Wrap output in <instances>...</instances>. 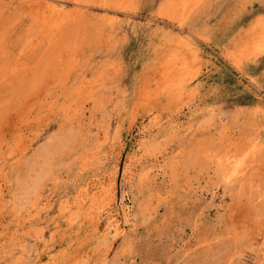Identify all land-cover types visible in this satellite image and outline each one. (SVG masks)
I'll use <instances>...</instances> for the list:
<instances>
[{
    "label": "rangeland",
    "instance_id": "1",
    "mask_svg": "<svg viewBox=\"0 0 264 264\" xmlns=\"http://www.w3.org/2000/svg\"><path fill=\"white\" fill-rule=\"evenodd\" d=\"M41 1L0 0V264H256L209 160L264 189V0Z\"/></svg>",
    "mask_w": 264,
    "mask_h": 264
},
{
    "label": "bare ground",
    "instance_id": "2",
    "mask_svg": "<svg viewBox=\"0 0 264 264\" xmlns=\"http://www.w3.org/2000/svg\"><path fill=\"white\" fill-rule=\"evenodd\" d=\"M41 2L43 4L41 6L42 12H46L48 14L57 12L59 10V7L57 9L56 6H53L52 1L50 0H42ZM66 8L62 11L59 10V12H67ZM198 93L199 89L196 87L192 91V96L195 98L198 96ZM260 145L261 143L259 141H253L244 145L232 144L213 151V156L209 160V165L213 166L211 169H213L215 173V186L217 188H222L224 194L229 200L227 201L226 207L224 208L223 217L229 224L232 223L233 226L237 227L238 229L236 230H245L247 231V234L253 238L252 240L254 241V246L259 247V249H253L256 259H258L256 264H262L258 257L260 255V251H264V207H262V204L264 203V189L261 186V180L263 178H259L260 176L257 177V174L259 173L256 172V169L258 168H256V166L259 164L258 162H260L261 158L258 150ZM92 195L91 193L89 194L87 190L86 192L81 193L76 200H82L85 197H91ZM114 197L116 206L114 207L117 208L118 217L113 218V215L112 218H109L107 215H109L110 211L108 209L110 208H105L104 206L98 207L95 210L97 216L96 218L98 220H103L104 216L109 218L108 222H106V224L102 227L103 229H101L102 233H109L111 230H115L116 232L119 231L121 229L120 225L122 223L128 222L131 217V212H129L128 208H126V206L123 204L124 196L117 197L116 195ZM112 209L114 208L112 207ZM110 214L112 213L110 212ZM122 232L123 231L121 230V234ZM102 264H108V261L104 260Z\"/></svg>",
    "mask_w": 264,
    "mask_h": 264
}]
</instances>
